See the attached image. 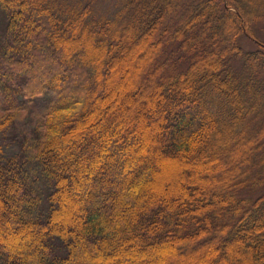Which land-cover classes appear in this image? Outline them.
Wrapping results in <instances>:
<instances>
[{
    "label": "trees",
    "instance_id": "trees-1",
    "mask_svg": "<svg viewBox=\"0 0 264 264\" xmlns=\"http://www.w3.org/2000/svg\"><path fill=\"white\" fill-rule=\"evenodd\" d=\"M95 13L0 0V264H142L180 247L264 264V0ZM140 97L148 143L121 111ZM163 160L188 177L158 193Z\"/></svg>",
    "mask_w": 264,
    "mask_h": 264
},
{
    "label": "rangeland",
    "instance_id": "rangeland-1",
    "mask_svg": "<svg viewBox=\"0 0 264 264\" xmlns=\"http://www.w3.org/2000/svg\"><path fill=\"white\" fill-rule=\"evenodd\" d=\"M68 3H88V1H92L93 2V8L95 9L96 13H95V17H100V16H106L108 18L117 19V14L119 13V11H121L122 6H123V0H66ZM94 11V10H93ZM1 17V14H0ZM261 27V26H260ZM257 30L259 31L260 28H257ZM260 32V31H259ZM250 46H254V45H250ZM131 61L133 60L132 58L130 59ZM144 61V58H142L141 60H133V65L137 66V68H139V66L141 65V62ZM123 68H126L125 65H121ZM120 73H115L113 76V79L115 81L119 80L120 82H118L116 84V86H114V89L109 92L106 97H105V101L104 104H106L107 106V112H109L113 106V103L118 102V99L121 98V95L123 94V89L122 86L125 85V83L123 81H121L120 79ZM119 91V92H118ZM134 101V102H133ZM143 98L140 97V99H137L135 101L130 99V100H124L122 101V110L123 114L127 115L128 114V118L129 120L134 121V127L137 129V131L141 134L144 135V140L148 143L150 140L147 139L148 136H150L152 134V130L151 127L154 123V121H151L149 119L146 120V124H144L143 120H141L140 117H136V115H133L134 111H139L140 109L144 110V113L147 112V106L146 104L144 105V107L141 108V104H142ZM130 112V114H129ZM135 116V117H134ZM25 125L24 123L21 124V128L23 129V131H26V133H28V131H31L35 125H36V121L35 122H29L26 121ZM30 124V125H29ZM25 125V128H23ZM33 127V128H32ZM95 127V126H93ZM21 133L22 135H24V132L22 133V131L20 130L17 134ZM21 135V136H22ZM132 135V134H131ZM163 163L165 164V167H162L161 165H158V167L155 169V173L157 174V181L155 184L156 190L158 193L163 192L164 190H168L171 191L172 189H174L178 184L184 183L187 181V177L184 175H181L179 170H178V164L176 161H171V160H163ZM186 165H190L191 163H185ZM215 165H220L223 167H229L231 164H227L225 162H217L213 163V166ZM236 165V164H235ZM234 167V165H231ZM219 169V168H218ZM220 174V173H218ZM205 176H207V174H205ZM186 249H183V247H180V249H175V251H164L163 253V260H159L157 261V257L156 255L161 254L160 251L154 252L153 253V261H147V259L144 258H140L138 255L136 256V258H140V261L142 264H193L196 263L195 257H189L188 255H186ZM152 256V255H151ZM152 258V257H151ZM126 262V261H125ZM201 264V262H199ZM198 263V264H199Z\"/></svg>",
    "mask_w": 264,
    "mask_h": 264
}]
</instances>
